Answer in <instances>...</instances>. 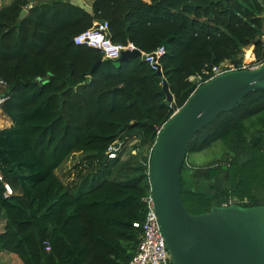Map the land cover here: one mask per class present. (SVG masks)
Instances as JSON below:
<instances>
[{"label":"trees","instance_id":"obj_1","mask_svg":"<svg viewBox=\"0 0 264 264\" xmlns=\"http://www.w3.org/2000/svg\"><path fill=\"white\" fill-rule=\"evenodd\" d=\"M91 6L93 13L73 0H12L0 8L6 82L0 93L13 122L0 130V220L6 217L0 252L16 253L24 264L128 263L141 241L133 222L145 216L152 148L162 125L196 90L190 77L225 61L241 64L251 46L264 63V0H92ZM100 20L108 21L115 43L144 52L165 46L163 75L140 57L117 62L75 43ZM218 142L224 160L184 163L189 211L233 199L263 205L264 89L212 119L188 154ZM114 143L122 148L110 159ZM91 160L101 161L100 169L77 188L68 185V175Z\"/></svg>","mask_w":264,"mask_h":264},{"label":"water","instance_id":"obj_2","mask_svg":"<svg viewBox=\"0 0 264 264\" xmlns=\"http://www.w3.org/2000/svg\"><path fill=\"white\" fill-rule=\"evenodd\" d=\"M73 3L94 12L84 0ZM27 13L23 9L20 18ZM141 54L139 49L124 50L116 61ZM157 73L162 76V68ZM163 89L173 102L167 80ZM262 89L264 63L223 73L199 86L160 128L150 157L149 181L172 264H264V204L215 205L213 201L209 211L194 214L182 189V170L195 134L247 94Z\"/></svg>","mask_w":264,"mask_h":264},{"label":"built area","instance_id":"obj_3","mask_svg":"<svg viewBox=\"0 0 264 264\" xmlns=\"http://www.w3.org/2000/svg\"><path fill=\"white\" fill-rule=\"evenodd\" d=\"M74 41L77 44H85L97 48L101 51L104 58L112 60L120 58L124 50L133 51L139 49L142 53L140 58L148 62L155 70L162 68L161 59L166 54L165 46H160L152 52H144L133 43L126 45L115 43L110 36L109 23L105 20L97 21L93 27L77 35ZM260 64L262 63L257 62L255 57L249 60H243L241 64L225 61L220 65L213 66L212 69L205 70L202 74L191 76L190 79L197 82L198 88L205 82L223 73L236 69H250ZM0 84L6 85L5 80L0 78ZM6 99V95L0 96V110H2V106ZM121 148L122 143L112 144L107 151L108 157L110 159L115 158ZM5 188L6 195H12L14 193L13 187L7 182L5 183ZM141 200L145 205V216L142 220L133 222L134 227L141 231V241L135 255L126 264H172L170 252L160 229L155 211L151 185L148 193L144 195ZM236 201L237 200L233 199L228 204L237 203ZM44 244L46 251L52 250L50 241H45Z\"/></svg>","mask_w":264,"mask_h":264},{"label":"rangeland","instance_id":"obj_4","mask_svg":"<svg viewBox=\"0 0 264 264\" xmlns=\"http://www.w3.org/2000/svg\"><path fill=\"white\" fill-rule=\"evenodd\" d=\"M10 2L11 0H0V6H3ZM253 57H255L254 46H251L245 50L243 60H249L250 58H253ZM225 156H226V148L224 147V144L222 142H218L214 144L211 148L203 152L189 153L187 155L186 160H187V163L191 166L202 167V166L214 164L217 161L224 160ZM100 163L101 161L97 162L96 160L95 161L91 160V162L87 163L86 167H83L81 175H93L100 168L101 166ZM185 182H186V188L188 189V187L191 186V183L187 177H186ZM202 190L209 191L208 185H206L205 187H202ZM190 210L193 212H196L192 210L191 208Z\"/></svg>","mask_w":264,"mask_h":264},{"label":"crops","instance_id":"obj_5","mask_svg":"<svg viewBox=\"0 0 264 264\" xmlns=\"http://www.w3.org/2000/svg\"><path fill=\"white\" fill-rule=\"evenodd\" d=\"M84 1L87 4L91 5V1L92 0H84ZM5 5H7V4H5ZM5 5H3V6H5ZM3 6H0V8H2ZM1 95H5V94L0 93V96ZM12 125H13V122L10 119V117L4 113L3 109L0 110V126H1V130L4 129V128H9ZM85 162H87V161H85ZM83 166H84V164H83ZM101 166H102V164H101ZM82 170H83V167L81 166L78 170L74 171L71 175H68V178L66 180L68 185H71V187L77 188L83 182V180L86 177H88V176L91 177L92 176V175H81ZM5 223H6V217L3 216L2 219L0 220V226L2 227ZM1 227H0V229H1ZM0 264H24V262L21 260V258L16 253L9 252V251H1L0 252Z\"/></svg>","mask_w":264,"mask_h":264}]
</instances>
